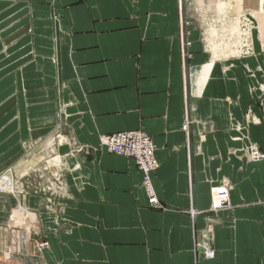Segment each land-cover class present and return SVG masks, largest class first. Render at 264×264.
Segmentation results:
<instances>
[{
	"label": "crops",
	"instance_id": "0c3cea01",
	"mask_svg": "<svg viewBox=\"0 0 264 264\" xmlns=\"http://www.w3.org/2000/svg\"><path fill=\"white\" fill-rule=\"evenodd\" d=\"M195 4L0 0V179L19 190L0 193V264H264V161L242 152L264 153V0L234 1L256 24L235 59ZM132 131L156 148L162 210L132 159L100 151Z\"/></svg>",
	"mask_w": 264,
	"mask_h": 264
},
{
	"label": "built area",
	"instance_id": "2783aa9c",
	"mask_svg": "<svg viewBox=\"0 0 264 264\" xmlns=\"http://www.w3.org/2000/svg\"><path fill=\"white\" fill-rule=\"evenodd\" d=\"M220 2L221 4H217ZM195 5L201 12L204 20L203 36L210 45L216 47L222 58L235 59L251 56L253 54L252 35L256 28L254 18L248 13H236L235 4L232 0H195ZM187 25V23H186ZM188 45V44H187ZM248 121L255 122L254 118ZM100 151L122 158L132 159L142 174V187L146 193L147 206L150 209L162 210L151 181V175L158 168L155 157L156 148L152 140L140 131L118 132L100 137ZM243 156L249 162H263L264 153L253 144L246 146ZM57 183V179H55ZM10 180L5 177L0 179V193L19 192L18 188H13ZM45 193H52V188L47 185L42 190ZM230 187L222 184L212 186L210 189V212H219L231 209ZM192 217L197 215L195 210H190ZM28 217V216H27ZM30 222L34 221L32 215L28 217ZM45 244H39L38 250L43 249ZM204 247V245H203ZM205 257L212 259L214 253L211 250L205 251Z\"/></svg>",
	"mask_w": 264,
	"mask_h": 264
},
{
	"label": "rangeland",
	"instance_id": "374dc122",
	"mask_svg": "<svg viewBox=\"0 0 264 264\" xmlns=\"http://www.w3.org/2000/svg\"><path fill=\"white\" fill-rule=\"evenodd\" d=\"M232 1L234 2L235 0H232ZM258 1H261V0H258ZM235 5H237V4H235ZM258 5H259V6H258V8H256V10H257L258 14H259V13L261 14V13H263V10H261L262 8L260 7V6H262V4H258ZM256 7H257V6H256ZM260 8H261V9H260ZM234 10H235L236 13L239 12V9H237L236 6H235V9H234ZM259 11H261V12H259ZM263 15H264V14H263ZM254 16H255V15H254ZM259 16H260V15H259ZM244 158H245V157H244Z\"/></svg>",
	"mask_w": 264,
	"mask_h": 264
},
{
	"label": "bare ground",
	"instance_id": "6f19581e",
	"mask_svg": "<svg viewBox=\"0 0 264 264\" xmlns=\"http://www.w3.org/2000/svg\"><path fill=\"white\" fill-rule=\"evenodd\" d=\"M217 4H221L220 2H218ZM261 7V6H260ZM258 8V7H257ZM261 9V8H260ZM262 10V9H261ZM257 11V10H256ZM240 12V11H239ZM259 12H261V11H259ZM215 49V48H214ZM256 163V162H255Z\"/></svg>",
	"mask_w": 264,
	"mask_h": 264
}]
</instances>
